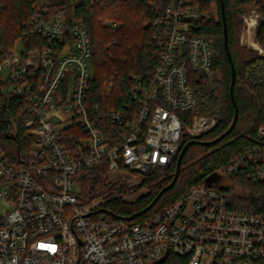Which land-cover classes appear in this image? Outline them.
Masks as SVG:
<instances>
[{
	"label": "built area",
	"instance_id": "1",
	"mask_svg": "<svg viewBox=\"0 0 264 264\" xmlns=\"http://www.w3.org/2000/svg\"><path fill=\"white\" fill-rule=\"evenodd\" d=\"M189 2L171 0L150 24L159 64L147 76H132L134 106L126 110L135 115L111 111L112 123L125 128L121 135L103 134L99 107L87 108L92 47L81 22L68 28L60 12L50 17L44 10L23 26L17 42L23 46L35 35L60 40L69 33L71 43L61 54L50 47L2 51V93L19 98L30 114L24 126L32 143L13 157L0 147V264H156L170 254L186 257L187 264H264V215L230 210L226 190L235 176L264 182V126L258 143L215 173L227 178L225 187L204 182L142 222L104 208L113 191L92 199L75 191L83 171L103 167L109 182L139 185L153 170L170 167L186 139L217 127L215 117L200 113L193 87L216 60L212 40L195 32L209 13ZM245 25L241 44L258 59L246 79L264 87L257 21L245 18ZM132 194L123 202L133 201Z\"/></svg>",
	"mask_w": 264,
	"mask_h": 264
},
{
	"label": "trees",
	"instance_id": "2",
	"mask_svg": "<svg viewBox=\"0 0 264 264\" xmlns=\"http://www.w3.org/2000/svg\"><path fill=\"white\" fill-rule=\"evenodd\" d=\"M170 1L100 0L95 3L92 0H0V55L2 51L11 52L15 48L24 31L23 26L44 10L50 17L60 12L68 28L77 21L81 22L92 47L93 78L87 91V108L92 111L99 107L102 117L97 124L103 134L121 135L126 132L125 128L113 124L110 113L117 109L125 111L128 118L135 115V109L133 112L126 110V105L134 106L131 100L132 76H147L159 64L158 44L153 38L150 24ZM224 4L228 46L236 71L234 99L231 96L232 69L224 43L221 1L214 0L212 4L190 0L188 3L209 13L208 18L197 23L195 32L212 40L216 52L211 74L194 80L193 87L199 111L216 117L218 125L196 140L206 144L226 133L235 118L237 105L238 121L232 133L210 146L193 144L183 159L173 188L165 192L153 209L141 217L134 216L152 204L161 189L174 179L180 152L170 167L153 170L143 178L137 188L147 189L148 192L136 202H123V195L134 191L123 181L109 182L105 167L83 171L77 177L80 198L92 199L113 190L104 208L119 217L142 222L173 204L191 188L203 184L238 153L258 143V130L264 126V87L251 84L246 79L247 70L258 59L254 51L246 50L240 43L243 25L238 17L250 9L260 14L256 40L264 49V0H224ZM110 22L120 27L112 28L108 25ZM69 43V33L60 40L35 35L24 38L22 42L26 54L50 47L56 55L61 54ZM5 86L0 75V147L13 157L15 149L23 154L32 143L24 126L30 114L19 98L2 93ZM190 141L186 139L182 148ZM230 181L239 185L241 192H234L232 187L226 189L229 209L237 213L264 215V182L254 183L238 176L231 177ZM186 259L170 254L160 264H187Z\"/></svg>",
	"mask_w": 264,
	"mask_h": 264
},
{
	"label": "water",
	"instance_id": "3",
	"mask_svg": "<svg viewBox=\"0 0 264 264\" xmlns=\"http://www.w3.org/2000/svg\"><path fill=\"white\" fill-rule=\"evenodd\" d=\"M221 1V10H222V16H223V21H224V43H225V48H226V51H227V55H228V58L230 60V63H231V69H232V83H231V96L232 98L234 99V87H235V82H236V71H235V66L233 64V61H232V57H231V53H230V50H229V47L228 46V31H227V24H226V14H225V4H224V0H220ZM238 107L236 105V115L234 116V120H233V123L231 125V127L228 129V131H226V133H224L221 137H219L218 139L212 141V142H206V144L204 142H198L196 139L195 140H192V142L190 141L189 143H187L180 151V154L178 156V162H177V170H176V173H175V177L174 179L172 180V182L163 187L161 189V191L158 193V195L154 198V200L152 201V204H150L146 209H144L143 211L139 212L138 214H136L134 217H141L142 215H144L145 213H147L148 211L152 210L153 207L155 206V204H157V202L161 199V197L165 194V192H168L170 189L173 188V186L175 185L176 183V180L179 176V173L181 171V164L183 162V159L187 153V151L189 150L190 147H192L193 144L195 143H200V144H204L205 146H210V145H213L217 142H219L221 139L225 138L226 136H228L229 134L232 133V131L234 130L236 124H237V121H238ZM219 180V177L216 175V174H213L211 176H209L206 180H205V183L208 186H211L213 182L215 181H218ZM104 212H106V210H102ZM162 261H159L158 263L156 264H160L162 263ZM155 264V263H154Z\"/></svg>",
	"mask_w": 264,
	"mask_h": 264
},
{
	"label": "rangeland",
	"instance_id": "4",
	"mask_svg": "<svg viewBox=\"0 0 264 264\" xmlns=\"http://www.w3.org/2000/svg\"><path fill=\"white\" fill-rule=\"evenodd\" d=\"M92 1L95 2V3L100 2V0H92ZM250 17L255 18L256 21H257V29H256V31L258 30V28H259V26H260L261 16H260V14H259L257 11H255L254 9H250V11L245 12V13H243V14H240L238 18L242 21V25H243L241 36H242L243 31L245 30V27H246V25H245V18H250ZM256 36H257V32H256ZM240 38H241V37H240ZM240 43H241V41H240ZM241 45H242V44H241ZM242 46H243V45H242ZM243 47L246 48V50L248 49V47H247L246 45H244ZM15 48H16V49L18 50V52H19V51H21V50L23 49V46H22L21 44H19V42H17ZM249 50L251 51L252 49H248V51H249ZM252 51H253V50H252ZM0 75H1L2 80L6 83V82H7V73H6V70H5L4 72L0 73ZM200 113H201V112H200ZM201 114H203V113H201ZM205 115L211 116V115H209V114H205ZM205 115H204V116H205ZM211 117H214V116H211ZM215 118H216V117H215ZM198 149H200V148H198ZM115 182H116V181H115ZM227 182H229V181H227V178H226L225 176H223V175H221V177H220L219 180L217 181L218 185H220L221 188H222V187H225L226 184H227ZM129 186L131 187V191H134L133 194L131 195V199H130V200H133V201H131V202H136V201H138V199H139L142 195H144L146 192H148V191H146V189H143V188L138 189V188H137V187H138L137 184L134 185V186H131V185L129 184ZM228 187H232L231 189H232L234 192H236V193L241 192V187H240L239 185L235 184V183H228ZM75 191L77 192V194H79L78 184H76V186H75ZM109 191H113V190H109ZM103 194H104V193H103ZM103 194H101V195H103ZM112 194H113V192H112ZM112 194H111V195H112ZM111 195H110V196H111ZM99 196H100V195H99ZM99 196H96V197H99ZM96 197H94V198H96ZM129 197H130V195H129ZM128 199H129V198H128ZM131 202H130V203H131Z\"/></svg>",
	"mask_w": 264,
	"mask_h": 264
},
{
	"label": "bare ground",
	"instance_id": "5",
	"mask_svg": "<svg viewBox=\"0 0 264 264\" xmlns=\"http://www.w3.org/2000/svg\"><path fill=\"white\" fill-rule=\"evenodd\" d=\"M129 199H131V196L130 197H128Z\"/></svg>",
	"mask_w": 264,
	"mask_h": 264
}]
</instances>
